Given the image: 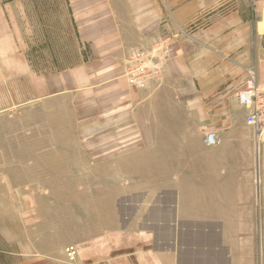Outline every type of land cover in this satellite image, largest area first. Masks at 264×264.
I'll list each match as a JSON object with an SVG mask.
<instances>
[{"label":"crops","instance_id":"crops-1","mask_svg":"<svg viewBox=\"0 0 264 264\" xmlns=\"http://www.w3.org/2000/svg\"><path fill=\"white\" fill-rule=\"evenodd\" d=\"M68 3L86 58L34 72L20 7L0 0V114L66 96L92 119L82 127L115 130L90 140L95 162L124 145L149 144L160 124L140 119L142 91L127 85L123 71L130 49H149L161 38L169 47L166 96L174 100L166 106V176H174L167 162L177 160L178 179H166L158 193L120 196L109 220L106 197L87 208L69 204L62 219L59 204L39 191L36 171L12 202L17 238L0 224V264H264V144L235 97L246 68L264 89V0H166V11L160 0ZM208 134L213 147L204 143ZM68 246L76 249L73 262Z\"/></svg>","mask_w":264,"mask_h":264},{"label":"rangeland","instance_id":"rangeland-1","mask_svg":"<svg viewBox=\"0 0 264 264\" xmlns=\"http://www.w3.org/2000/svg\"><path fill=\"white\" fill-rule=\"evenodd\" d=\"M10 1L20 7L25 53L32 71H59L86 58L88 49L79 39L68 0ZM160 1L166 11V0ZM139 90L142 91L140 106L144 108L143 114L139 113L140 119L160 124V129L152 130L156 131V137L149 144H137L134 148L124 145L118 152L110 151L101 163L89 157L88 152L97 151L89 142L100 135H113L115 130L82 127L80 121L92 119L78 112L71 98H46L26 106H12L10 111L0 114V224L10 229L12 239L18 236L17 214L12 202L18 198L20 183L35 179L36 171L39 175L36 179L44 186L39 191L47 200L59 204L57 211L62 219L66 218L69 204L87 208L106 197L109 220L112 206L120 196L138 190L158 193L166 189V179L177 182V160L167 162L174 176H166L164 143L166 116L171 115L166 112V106L174 105V100L166 96L163 75L160 81ZM208 135L204 136V143ZM152 150H156L154 158L148 154ZM133 156L140 158L133 160ZM66 226H59V236Z\"/></svg>","mask_w":264,"mask_h":264},{"label":"built area","instance_id":"built-area-1","mask_svg":"<svg viewBox=\"0 0 264 264\" xmlns=\"http://www.w3.org/2000/svg\"><path fill=\"white\" fill-rule=\"evenodd\" d=\"M168 48L166 40L158 39L147 50L130 49L123 71L127 85L144 89L151 83L160 81L169 53ZM245 74L244 84L236 91L235 97L246 110L245 123L253 128L256 140L264 144V89L257 82L254 68H246ZM205 143L216 145L217 140L210 134L205 138ZM64 252L69 262L75 260L77 253L74 246H68Z\"/></svg>","mask_w":264,"mask_h":264}]
</instances>
